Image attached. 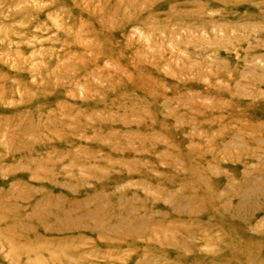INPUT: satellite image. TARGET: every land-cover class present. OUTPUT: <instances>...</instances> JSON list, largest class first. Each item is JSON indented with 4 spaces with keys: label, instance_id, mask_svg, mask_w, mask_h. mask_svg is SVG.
I'll list each match as a JSON object with an SVG mask.
<instances>
[{
    "label": "rangeland",
    "instance_id": "obj_1",
    "mask_svg": "<svg viewBox=\"0 0 264 264\" xmlns=\"http://www.w3.org/2000/svg\"><path fill=\"white\" fill-rule=\"evenodd\" d=\"M0 264H264V0H0Z\"/></svg>",
    "mask_w": 264,
    "mask_h": 264
}]
</instances>
